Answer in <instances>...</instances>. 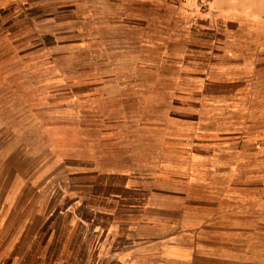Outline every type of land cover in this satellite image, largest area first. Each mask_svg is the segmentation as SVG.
I'll return each mask as SVG.
<instances>
[{
  "label": "rangeland",
  "instance_id": "obj_1",
  "mask_svg": "<svg viewBox=\"0 0 264 264\" xmlns=\"http://www.w3.org/2000/svg\"><path fill=\"white\" fill-rule=\"evenodd\" d=\"M98 172L182 183L203 252L264 264V0H0V259L94 263Z\"/></svg>",
  "mask_w": 264,
  "mask_h": 264
},
{
  "label": "crops",
  "instance_id": "obj_2",
  "mask_svg": "<svg viewBox=\"0 0 264 264\" xmlns=\"http://www.w3.org/2000/svg\"><path fill=\"white\" fill-rule=\"evenodd\" d=\"M98 175L109 177L96 178L98 188L106 186L107 192L98 191L91 202L77 199L70 211L81 228L73 225L68 229L73 233L81 230L83 241L89 232L95 235L91 248L88 242L82 243L87 252H94L92 264H234L230 255L203 252L200 205H193L182 183L172 184L181 191L167 190L159 174L151 178L136 172ZM80 208L89 210V219L77 213ZM8 262L0 259V264ZM18 263L40 264L25 259H14L11 264Z\"/></svg>",
  "mask_w": 264,
  "mask_h": 264
}]
</instances>
